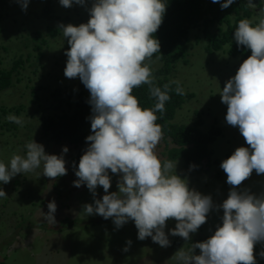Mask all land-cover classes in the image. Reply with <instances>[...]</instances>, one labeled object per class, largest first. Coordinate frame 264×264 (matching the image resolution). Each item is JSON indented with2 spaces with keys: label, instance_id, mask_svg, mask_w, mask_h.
Returning a JSON list of instances; mask_svg holds the SVG:
<instances>
[{
  "label": "clouds",
  "instance_id": "9594fccd",
  "mask_svg": "<svg viewBox=\"0 0 264 264\" xmlns=\"http://www.w3.org/2000/svg\"><path fill=\"white\" fill-rule=\"evenodd\" d=\"M16 2L25 11L29 0ZM234 2L211 0L221 10ZM58 3L69 8L73 4L83 6L85 0H58ZM247 3L256 7L254 0ZM165 9L163 0H92L86 23L58 26L69 46L64 53L67 60L63 75L79 78L89 92L91 106L88 117L91 134L85 138L87 147L76 165L73 187L84 185L95 197V189L100 186L105 194L100 199L94 198L92 204H85L83 212L105 220L112 218L117 229L131 220L138 240L150 238L161 248L170 246L168 236L189 241L209 220L215 229L213 234L202 242L191 243L188 250L178 249L171 257L176 264H256L254 245L264 242V192L252 194L238 191L236 186L253 171L256 175L264 174V7L257 11V22L242 18L232 32L237 47L244 46L250 55L225 82L219 96L227 106L224 117L227 125L238 128L248 147L236 148L220 163L226 174L225 182L232 187L227 198L215 205V198L195 191L197 178L192 190L191 180L188 184L175 174L176 166L183 172L181 162L161 161L155 152L163 136L155 113L164 112L170 99V85H175L173 91L177 95L184 94L179 81L164 84L163 90L155 86L153 71L145 63L159 53L154 33L162 23ZM142 84L149 86V93L155 98L151 108H141L132 95V90ZM6 119L19 128L23 126V120L16 115L9 114ZM5 130L9 128L1 125L0 131ZM13 133L17 137L15 130ZM24 150L23 155L13 154L7 164L0 161V184L38 168L50 179L67 174L64 160L67 147L61 148L60 155H49L43 145L32 139ZM109 172L118 174L117 191L111 193ZM5 198L0 188V199ZM46 207V214L40 209L43 221L54 225L56 204L50 201ZM215 209L223 214H214ZM170 219L175 225L166 234L164 229ZM258 255L264 258V252Z\"/></svg>",
  "mask_w": 264,
  "mask_h": 264
},
{
  "label": "rangeland",
  "instance_id": "374dc122",
  "mask_svg": "<svg viewBox=\"0 0 264 264\" xmlns=\"http://www.w3.org/2000/svg\"><path fill=\"white\" fill-rule=\"evenodd\" d=\"M262 2L264 5V0ZM91 3L92 0H85L83 6L73 4L69 8H64L58 3V0H54L53 10L50 13L52 19H50L49 25L59 29L58 26L61 24L77 26L80 22L86 23L89 19L87 9L91 7ZM43 7L44 1L37 2V0L35 2L29 0L25 11H21L16 0H6V3L0 6V42H4L0 58L17 59V56L14 57L17 44L16 27L21 30L24 28L26 31L27 28H30L33 33L34 30L43 32L46 25L36 18L42 13ZM193 36H190L189 41L185 44L188 63L179 62L174 72L171 73V79L180 82L184 93L193 95L177 110L174 122L190 125L195 122L198 114L202 115L205 121L204 127H212L213 130H220L219 128L222 127L216 140L225 144L231 155L236 148L240 147L242 136L239 137L240 133L237 127L225 126L224 117L227 106L221 103L219 91L223 89L225 82L235 75L244 59L241 56L234 59L233 56H229L226 52L228 46L224 47L222 51L208 53L205 41L203 39L195 41V36ZM57 41L62 47L60 50L56 49L57 52L60 51V54L56 55V58L60 57L57 59L59 68L51 69V75L63 73L66 62L61 64L65 59L67 60L64 53L69 46L62 33ZM42 49L44 46L39 51L42 52ZM34 70L35 68L27 63L23 75L31 77V82L24 78L19 84L21 88L18 87L15 90H10L9 93L0 95V127L3 122L8 121L6 119L8 115L3 116L2 109L8 110L19 101L26 103L29 88L40 86L39 77L33 76ZM39 73H43V71L40 70ZM56 80L57 77L50 85L53 86ZM57 85L60 89L73 88L88 92L79 78H66L58 82ZM21 92H25L27 95H23ZM48 93L49 91H45L40 97L43 103H46L47 99L51 101L52 98L48 96ZM29 107L32 110L27 120L31 123V134L27 133L29 129L27 127L30 126L27 121H23L25 133L17 135V137H14L11 129L12 134L6 130L3 133L0 131V161L7 164L13 154L23 155L24 145L33 139L34 142L43 145L45 153L49 155H60L61 148L67 147L68 152L64 155L67 174L50 179L43 176L42 169L38 168L31 172L17 174L7 184H0V188L3 189L7 197L0 199V264H176L175 259L171 257L178 249L182 247L184 250H188L191 243L202 242L213 234L215 229L206 219L205 224L200 226L189 241L185 242L178 236H168L170 246L161 248L150 238L138 240L137 230L131 220L117 229L112 223V218L105 220L99 215H86L83 212V206L92 204L94 198L100 199L105 193L100 186H97L96 195L93 197L84 185L79 188L73 187V181L77 178L74 175V170L69 167V160L75 155V150L67 144L48 145L42 140L41 135L37 136L35 134L37 125L31 118V114L35 110L30 105ZM216 116L218 119L214 124L212 121L216 119ZM236 130H238L237 133H235ZM231 136L234 138L226 142L225 138ZM164 148H166L164 145L158 143L155 149L157 156H162L161 161L166 160L167 153ZM215 164L216 166L211 169L212 175L200 176L203 178L195 183V191L210 196L212 200L215 198L214 205L216 202L222 203L232 187L229 185L228 191L223 190L214 195L213 191L219 189L216 178L220 179V183L223 185L226 184V174L217 165L218 163L215 162ZM217 173L218 176H216ZM175 174L186 179L188 184L191 180L192 187L190 189L193 190L196 178L187 177L177 166ZM109 175L111 177L109 193H111L117 191L118 174L113 175L109 172ZM236 189L238 191L247 190L257 195L264 192V174L256 175L253 171L249 178L241 185L236 186ZM50 201H54L56 204L54 225L44 222L40 214V209L43 213H47L46 205ZM213 212L219 214L222 213V210L215 209ZM221 216H218L216 226L220 224ZM207 217H211V210ZM169 225L170 229L174 228L175 221L170 219ZM168 230L164 229L166 234ZM127 241H131V244H126ZM126 247L128 250L123 251ZM259 252H264V242L255 244L253 248L256 264H264V258L258 255ZM194 254L197 253L194 252Z\"/></svg>",
  "mask_w": 264,
  "mask_h": 264
},
{
  "label": "trees",
  "instance_id": "16d2710c",
  "mask_svg": "<svg viewBox=\"0 0 264 264\" xmlns=\"http://www.w3.org/2000/svg\"><path fill=\"white\" fill-rule=\"evenodd\" d=\"M32 1L35 2V0ZM38 1H44V7L42 13L36 18L43 21L46 26L42 30L43 32L34 30V33L32 29L27 27V31L24 28L23 30L15 28L17 30V44L15 45L14 57L17 56V59L12 57L0 58V95L20 87L19 84L24 78L31 82V77L28 78L23 75L27 63L35 68L33 76L39 77L40 86L29 88L26 85L30 90L28 91L29 96L25 92H21V94L27 95L26 103L21 101L14 103L8 110L2 109V115L6 117L13 114L23 121H27V124H30L27 127L29 128L27 133L31 134L32 127L27 118H29L32 110L29 105L33 107L35 112L33 111L31 118L37 125H34L37 127L35 134L41 135L42 140L48 145L67 144L73 147L75 155L69 160V167L75 171L79 158L87 147L85 138L91 134L90 121L88 120L91 115V106L88 103L89 92L57 87V83L66 77L61 72L58 75H51L50 71L59 68L57 59L60 57L56 58V55L60 54V51L57 52L56 49L62 48L60 42L57 41L61 36L60 30L49 25L50 19H52L50 13L53 10L54 0ZM163 2L166 6L165 13L161 25L154 33V37L159 41V53L145 61L153 71L155 86L161 87L163 90L164 84L173 81L171 73L174 72L178 63H188L185 44L193 35L195 41L201 39L205 41L206 52L208 53L222 51L224 47L228 46L226 52L229 56H233V59L238 56L246 59L250 55V51L244 46L237 47L232 40V32L236 23L242 18L257 22V11L264 7L262 0H254L255 8L250 7L247 0H235L232 5L223 10L220 9L219 4L211 3V0H163ZM5 3L6 0H0V6ZM81 23L85 22L79 24ZM3 44L4 42H0V51L4 47ZM42 46L44 49L40 52ZM65 62L66 59L61 65ZM40 70L43 73H39ZM55 77L57 80L51 86L50 83L55 81ZM174 88L175 85H170L168 92L170 99L165 103L164 112L155 113L157 116L156 123L161 126L163 133L159 143L167 148H164L167 153L165 161L177 160L181 162L184 174L190 178H197L196 181H199L198 177L200 176L212 175L211 169L216 166L215 162L220 165L223 160L230 156V152L225 144L216 140L222 131V127L219 128L221 131L213 130L212 127L208 126L204 127L205 121L202 115L198 114L195 122L190 125L174 122L177 110L184 105L187 99L193 96L190 93L177 95L173 91ZM148 89V85L142 84L132 90V95L138 100L141 108H151L156 102ZM6 90L8 91L4 92ZM45 91H49L48 96L52 99L51 101L47 99L46 103H43L40 97ZM217 119L218 116L212 122L215 124ZM1 125L9 128V130L12 128L17 135L25 133L23 126L19 128L17 124L15 125L10 121L3 122ZM225 126L229 125L226 123ZM9 132L12 134L11 131ZM237 132L238 130L235 131V133ZM233 138V136L225 138V141L229 142ZM240 140L242 141L240 147H248L243 137ZM158 157L162 158V156ZM218 175L217 173L216 176ZM215 180L219 189L213 191L214 195L220 191L229 190L228 184L223 185L218 178Z\"/></svg>",
  "mask_w": 264,
  "mask_h": 264
},
{
  "label": "flooded vegetation",
  "instance_id": "af4514ba",
  "mask_svg": "<svg viewBox=\"0 0 264 264\" xmlns=\"http://www.w3.org/2000/svg\"><path fill=\"white\" fill-rule=\"evenodd\" d=\"M168 225V226H167ZM165 228L170 229L169 220L166 222Z\"/></svg>",
  "mask_w": 264,
  "mask_h": 264
},
{
  "label": "bare ground",
  "instance_id": "6f19581e",
  "mask_svg": "<svg viewBox=\"0 0 264 264\" xmlns=\"http://www.w3.org/2000/svg\"><path fill=\"white\" fill-rule=\"evenodd\" d=\"M61 91V90H60Z\"/></svg>",
  "mask_w": 264,
  "mask_h": 264
}]
</instances>
